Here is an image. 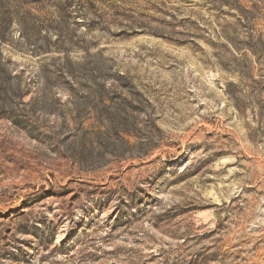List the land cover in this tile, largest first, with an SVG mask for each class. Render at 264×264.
I'll use <instances>...</instances> for the list:
<instances>
[{"label":"rangeland","instance_id":"374dc122","mask_svg":"<svg viewBox=\"0 0 264 264\" xmlns=\"http://www.w3.org/2000/svg\"><path fill=\"white\" fill-rule=\"evenodd\" d=\"M0 264H264V0H0Z\"/></svg>","mask_w":264,"mask_h":264}]
</instances>
